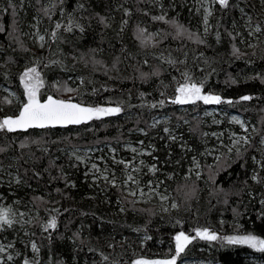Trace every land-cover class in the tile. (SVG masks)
<instances>
[{
    "label": "trees",
    "instance_id": "obj_1",
    "mask_svg": "<svg viewBox=\"0 0 264 264\" xmlns=\"http://www.w3.org/2000/svg\"><path fill=\"white\" fill-rule=\"evenodd\" d=\"M209 8L205 32L199 0H0V120L26 103L20 76L30 67L43 81L40 102L51 95L122 109L75 127L0 132V207L14 213L12 227L0 230L4 264L169 259L175 236L197 229L218 239L193 238L177 264H264V252L225 239H264V0ZM172 21L196 35L178 36ZM186 79L222 102L172 104ZM231 114L245 122L249 144L228 139L229 130L243 132ZM85 149L99 158L95 173L79 157ZM129 175L177 207L135 202L123 187L134 182ZM52 219L56 227L45 230Z\"/></svg>",
    "mask_w": 264,
    "mask_h": 264
},
{
    "label": "snow or ice",
    "instance_id": "obj_2",
    "mask_svg": "<svg viewBox=\"0 0 264 264\" xmlns=\"http://www.w3.org/2000/svg\"><path fill=\"white\" fill-rule=\"evenodd\" d=\"M63 2V0H61ZM216 3L220 5L221 8H227L229 6V0H215ZM55 7V5H53ZM45 15H48L49 10L47 8L43 9ZM206 15L204 17V25H205V32H207V25H208V16L212 13L208 9H205ZM158 19H164L163 16L159 17ZM251 18L249 17V22ZM176 29L177 35H187L189 39H192L196 34L188 32L182 25L176 23L175 21L171 22ZM57 28H60L61 25L57 23ZM3 29L0 28V31ZM68 30L71 31V22H69ZM83 29H81L82 31ZM256 33L261 31L259 25L256 26L254 29ZM253 32L250 31L249 35H252ZM53 39L56 38V33L53 32L52 34ZM231 36V33H229ZM138 38L141 40L142 43L146 44L148 40L144 37L143 30L138 32ZM45 37L43 35L39 36V40L43 41ZM217 39H219V34H217ZM235 39V37H233ZM196 42L203 43L204 41L196 37ZM251 46V45H250ZM43 47V45H41ZM233 54L239 56V50L233 46ZM171 63V61H169ZM187 78V73L184 74ZM190 79V78H188ZM20 81L24 86V95L27 97V103L23 104L22 109L19 112V115L12 117H6L3 120H0V132H16V131H24L27 132L29 129H52L59 127H66L68 125H80L87 123L93 119L99 120L106 116L116 115L121 112V108L119 106L116 107H83L78 103H72L70 101H65L62 99H53L51 95L47 97V100L44 103L40 102L39 99V91L40 87L42 86L43 81L40 78V73L37 71L36 68H28L23 74L20 76ZM204 84L203 82L200 83H193L186 82L181 84L177 89V95L171 100L172 104H196L198 101H202L204 104H220L222 102V98L219 95L214 94H204ZM71 91V89H69ZM163 95V93H162ZM242 100L248 101L252 99L250 96H243L241 97ZM226 103H233V101H223ZM161 104L164 103L162 100ZM155 107V105H153ZM233 120L236 123H239L242 128H244L243 122L239 121L235 117ZM168 131V129H165ZM244 131L247 132V128H244ZM255 131V129H253ZM240 141H243L245 144H249L250 141L247 137H239L238 140L234 141V144H238ZM264 145V139L260 142ZM3 149H0L2 151ZM133 152L136 149H132ZM231 151V149H229ZM264 151V149H262ZM237 155H239V150H237ZM255 159V158H253ZM196 163L195 159L193 160ZM123 163V161H120ZM96 165H93L95 168ZM262 167H264V162H262ZM257 177L254 176L253 179ZM104 179L107 181L108 176H104ZM127 179L129 181H134L132 176H128ZM19 183V181H17ZM113 186H115V179L113 178ZM131 195H135V193L130 192ZM141 195L143 192L141 191ZM167 199V196H162V200ZM264 203V202H262ZM172 207H177V205L173 204ZM14 223V213L11 209L0 207V230L4 229L5 227H12ZM56 227V220L52 219L45 225V230L49 228ZM196 235L200 239L214 241L217 240L218 237L214 233H210L207 229L200 230L197 229ZM146 239H150V237H146ZM175 255L171 259L166 260H145V259H136L132 262V264H177V258L181 255V253L185 250L187 245L191 243L192 237L185 235L183 231L179 232L175 236ZM226 242L228 244H239V245H247L250 248L255 249L259 252H264V239H260L255 235H241V236H229L226 237ZM8 247H12L9 244ZM32 248L34 251H38L35 243L32 244ZM5 252V247L0 245V253ZM102 259L107 261L108 257L104 256L101 253ZM12 256L8 255L7 260L11 262ZM0 264H4L3 260H0ZM24 264H29L28 260L24 261Z\"/></svg>",
    "mask_w": 264,
    "mask_h": 264
},
{
    "label": "rangeland",
    "instance_id": "obj_3",
    "mask_svg": "<svg viewBox=\"0 0 264 264\" xmlns=\"http://www.w3.org/2000/svg\"><path fill=\"white\" fill-rule=\"evenodd\" d=\"M199 1L201 4L204 5L205 9H208L213 0H199ZM204 94H207V93H204ZM198 102L203 103L202 101H198ZM26 103H27V97H26ZM207 105H214V104H207ZM212 111H213V109H212ZM207 113H211V111L207 110V112H205V115ZM234 117L236 119H238L239 121L243 122L244 128H247V127H246L245 122L241 119L240 116H238L236 114L228 115L229 121L239 125L240 130L243 131L240 134H235V136H233V134L230 130L228 132V135H227L228 139H230V141H232V145L237 146L238 144H234V141L238 140L239 137H247V133L244 131V128H242L239 123H236L233 120ZM132 149H136V151L133 152ZM128 150L132 153H135L136 155H141L142 153H146V151L144 149H140L139 147H135V146H130V148ZM82 151L84 154H82L79 157L82 159V162L84 163V165H86L91 172L93 171V173H95L98 169L97 163H98L99 158L98 157L94 158L93 156H91L89 154L91 152L90 149H85ZM77 157H78V155H77ZM93 165H96V167L93 168ZM141 182H144V181L139 180V181H134L131 183L124 184L123 187H124L125 193H127L129 196L133 197L134 201L137 203H144V204L151 203L153 205H156L158 210H160V211H166L170 208H173L172 205L174 203L169 201L168 199L162 200L163 194L161 192H159L157 190V188L152 183L143 184ZM141 191L143 192V195H141ZM130 192L135 193V195H131ZM195 237H197L196 233H195L194 237H192V238H195ZM138 259H144V258H138ZM169 259H171V258H169ZM145 260H166V259H145ZM181 264H213V263H209V262L203 261V260H188V261L181 262Z\"/></svg>",
    "mask_w": 264,
    "mask_h": 264
},
{
    "label": "water",
    "instance_id": "obj_4",
    "mask_svg": "<svg viewBox=\"0 0 264 264\" xmlns=\"http://www.w3.org/2000/svg\"><path fill=\"white\" fill-rule=\"evenodd\" d=\"M53 99H56V98H53ZM45 102V101H44ZM44 102H41V103H44ZM70 102H72V101H70ZM72 103H75V102H72ZM19 115V114H18ZM75 126H77V125H68V126H66V127H59V126H57L56 128H67V127H75ZM29 130H31V129H29ZM36 130H43V129H36Z\"/></svg>",
    "mask_w": 264,
    "mask_h": 264
}]
</instances>
